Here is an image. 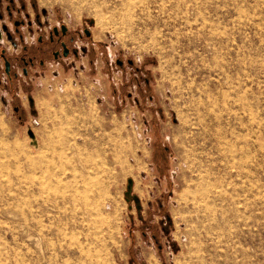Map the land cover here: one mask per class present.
Returning <instances> with one entry per match:
<instances>
[{
  "label": "rangeland",
  "instance_id": "rangeland-1",
  "mask_svg": "<svg viewBox=\"0 0 264 264\" xmlns=\"http://www.w3.org/2000/svg\"><path fill=\"white\" fill-rule=\"evenodd\" d=\"M2 48L0 264H264V0H0Z\"/></svg>",
  "mask_w": 264,
  "mask_h": 264
},
{
  "label": "flooded vegetation",
  "instance_id": "flooded-vegetation-1",
  "mask_svg": "<svg viewBox=\"0 0 264 264\" xmlns=\"http://www.w3.org/2000/svg\"><path fill=\"white\" fill-rule=\"evenodd\" d=\"M5 8L8 16L12 18L13 32H18L24 24V20L22 18H15V14H13V10L9 4H7ZM15 12L20 14L19 8H16ZM82 31L83 33H81V30L72 32L63 22H58V24H52L47 33L38 34L35 45L23 44L21 53L18 57L23 72L26 73L27 67L29 65H34L36 60L40 66L44 65L45 58L48 55L54 59H59L71 53L76 54V48L72 45L76 38L83 34L90 36V32L86 28H83ZM1 59L4 63L3 71L6 73L8 81L12 82L13 76L16 77L17 74L12 67V60L9 54L6 53V50L3 48L0 49V60Z\"/></svg>",
  "mask_w": 264,
  "mask_h": 264
},
{
  "label": "bare ground",
  "instance_id": "bare-ground-1",
  "mask_svg": "<svg viewBox=\"0 0 264 264\" xmlns=\"http://www.w3.org/2000/svg\"><path fill=\"white\" fill-rule=\"evenodd\" d=\"M254 151V150H253ZM209 181V180H208ZM205 189V188H204Z\"/></svg>",
  "mask_w": 264,
  "mask_h": 264
}]
</instances>
